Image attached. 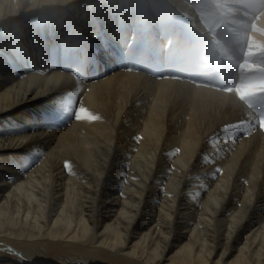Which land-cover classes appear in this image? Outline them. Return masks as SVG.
Returning a JSON list of instances; mask_svg holds the SVG:
<instances>
[{
  "label": "bare ground",
  "instance_id": "bare-ground-1",
  "mask_svg": "<svg viewBox=\"0 0 264 264\" xmlns=\"http://www.w3.org/2000/svg\"><path fill=\"white\" fill-rule=\"evenodd\" d=\"M158 2L213 39L185 0H0V252L17 259L0 255V264H100L91 253L140 264H264V132L222 131L256 121L240 98L264 85L220 92L142 64L128 70L130 27L141 34L144 14L162 46ZM218 2L256 59L264 0ZM70 32L93 69L86 81L70 66L80 46L63 56ZM72 94L100 119L72 118ZM51 241L78 256L48 259L40 248Z\"/></svg>",
  "mask_w": 264,
  "mask_h": 264
},
{
  "label": "rangeland",
  "instance_id": "rangeland-1",
  "mask_svg": "<svg viewBox=\"0 0 264 264\" xmlns=\"http://www.w3.org/2000/svg\"><path fill=\"white\" fill-rule=\"evenodd\" d=\"M120 1L125 3V1L128 0ZM135 1L138 5L139 0ZM185 1L189 2L196 8L198 13L202 17L206 28L209 30L210 34L213 36V39H215L216 41L213 39L208 40L200 34L195 33L191 26L188 25V23L183 20L180 16H178L177 13L171 7H169L163 2H158L153 7V10L156 13V18L159 20L158 23L162 26V46L160 47L159 45H155L152 39L153 34L149 32L148 24H146L144 14V18L142 17L143 31L141 34H136L134 31L132 32V28L130 27V36L132 37V40L135 41L136 45L133 43L135 46L132 44L128 45L126 48L128 51V55H126V58H128L129 56L134 57L133 59H131L134 62L130 61V64L128 65V70H130L131 68V72H134L135 68L142 64V67H145V69H149L150 67L151 69H154V71H156L160 78L164 77L162 79L182 81L185 83L188 82V84L190 85L204 87L220 92H228L232 85H264V50L261 52H257L256 59L254 58L256 56L255 54H253L255 55L253 56L252 54L245 53L244 46L240 42V37L238 38L235 32L230 28L231 17L227 15L229 13L225 10L224 6L221 5V2H218L220 0ZM140 2L141 4H143V0H140ZM75 8L82 9L83 5L79 4V6H76ZM128 11L129 14H131L130 10ZM64 12L65 11L63 10L62 14L58 16V19L60 21L63 20V25L68 26L69 21L65 18L66 15ZM122 21L123 20L120 19V23H122ZM132 21H134V19ZM70 29L72 31V28ZM211 31H213V33ZM69 34L70 36L68 38V42L65 44V51L63 53L64 57H68L71 45L80 46V42L77 41V39L71 34V32ZM128 47L131 48L129 49ZM221 47L222 49L224 48L223 50L228 53L229 57L225 55ZM81 48V46L78 47L77 53L73 57L75 61H71L70 66L75 67L73 74L74 77L77 78V80H80V78H82L84 81H86L87 77H91L93 69L88 67V59H83L85 57H83V48ZM180 51H182V53H184V56L186 55L189 60L181 56ZM122 55L123 54L121 53V56ZM255 62H258V64H256ZM233 65H237L236 68L238 74V78L235 80L234 83L230 81L228 74L229 68ZM145 69L144 73L142 74H148L149 78L150 76H153V73L151 74L150 71H146ZM68 70L69 69L66 66L65 71ZM257 73H259L261 76ZM149 74L151 75L149 76ZM246 75L249 77H247ZM240 102H244L246 104L248 111L251 112L252 115H254L255 120L259 118H264V89L244 93L243 96L240 98ZM72 118H74V116H72ZM49 243L50 244L47 243L41 246L40 250L42 251V253L47 254V258L51 259L52 261L61 260L68 262L74 257L78 256V254L75 253L79 252L71 246H61L58 244H53L52 241ZM15 249H18V247H16ZM2 252H0L2 259H9L13 261L17 260L16 257L12 255L9 250H3ZM169 255L170 253H167L166 257H168ZM91 257L94 258V261H97L100 264H140L138 262H135V260H131L130 262H127L125 260H117L113 257V255L109 253L104 256H98L91 253ZM160 264H163V262L160 261Z\"/></svg>",
  "mask_w": 264,
  "mask_h": 264
},
{
  "label": "snow or ice",
  "instance_id": "snow-or-ice-1",
  "mask_svg": "<svg viewBox=\"0 0 264 264\" xmlns=\"http://www.w3.org/2000/svg\"><path fill=\"white\" fill-rule=\"evenodd\" d=\"M79 94H72L67 95L66 97V105L68 109H71V115L74 116L75 120L77 121H84V122H91V121H97L100 119L99 116L91 114L85 107L81 106L79 99ZM74 105H77V107L73 108ZM258 127L259 130L264 131V118H259L256 121L248 120L246 117L241 119L240 121L236 123L226 124L222 131L224 133H231L235 131H241L244 132L247 135H251L253 128ZM140 138L137 137V140ZM234 142V141H233ZM177 152L179 149L176 150ZM64 167L66 170H68L69 174H71V164L69 162H65ZM216 171L222 172V169L217 168ZM11 251V249H8ZM18 256L20 254H17Z\"/></svg>",
  "mask_w": 264,
  "mask_h": 264
}]
</instances>
